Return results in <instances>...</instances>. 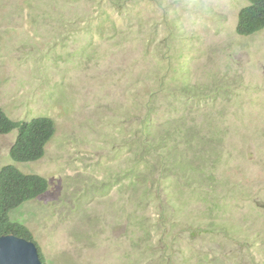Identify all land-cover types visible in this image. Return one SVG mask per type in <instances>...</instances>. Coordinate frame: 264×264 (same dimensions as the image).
<instances>
[{"label":"rangeland","instance_id":"rangeland-1","mask_svg":"<svg viewBox=\"0 0 264 264\" xmlns=\"http://www.w3.org/2000/svg\"><path fill=\"white\" fill-rule=\"evenodd\" d=\"M248 5L0 0V107L57 126L28 163L18 129L0 134V168L49 181L10 214L43 264H264V30L238 34Z\"/></svg>","mask_w":264,"mask_h":264},{"label":"trees","instance_id":"trees-1","mask_svg":"<svg viewBox=\"0 0 264 264\" xmlns=\"http://www.w3.org/2000/svg\"><path fill=\"white\" fill-rule=\"evenodd\" d=\"M98 1L101 3V0ZM125 1L120 0L118 3L113 0V3L120 7L124 5ZM248 2L249 5L243 8L239 14L237 27L238 34L244 37L255 35L264 30V0H248ZM95 24L94 32L97 34L104 23L97 22ZM149 110L150 112L147 113V117L142 123L145 126L151 122V116L154 113L152 108H149ZM14 129H18V138L11 150V156L19 163L35 162L42 159L47 145L57 133V126L52 118L41 117L30 122H15L0 107V134H9ZM144 131L143 135L150 140V133H144ZM142 145L145 146L144 149L148 148L152 152L160 147L158 144L155 148L151 142L142 143ZM143 159L149 175L154 173L155 170L158 171L160 167L167 168V172H171L170 164L164 165L160 162V158L157 159V163H152L151 158ZM180 171L183 172L182 174L187 175L184 186L195 188L197 183L191 180L190 171H185V168L180 169ZM141 178H143V175H138V179ZM49 187V181L39 175L25 174L14 166L0 168V237L12 234L34 241L33 234L23 225L12 222L10 214L23 204L34 201L46 194Z\"/></svg>","mask_w":264,"mask_h":264},{"label":"water","instance_id":"water-1","mask_svg":"<svg viewBox=\"0 0 264 264\" xmlns=\"http://www.w3.org/2000/svg\"><path fill=\"white\" fill-rule=\"evenodd\" d=\"M0 264H43L37 245L15 235L0 237Z\"/></svg>","mask_w":264,"mask_h":264},{"label":"clouds","instance_id":"clouds-1","mask_svg":"<svg viewBox=\"0 0 264 264\" xmlns=\"http://www.w3.org/2000/svg\"><path fill=\"white\" fill-rule=\"evenodd\" d=\"M33 242V241H32ZM35 243V242H34ZM36 244V243H35ZM38 247V246H37ZM38 250H39V248H38ZM39 254H40V252H39ZM40 258H41V256H40ZM42 260V259H41Z\"/></svg>","mask_w":264,"mask_h":264}]
</instances>
